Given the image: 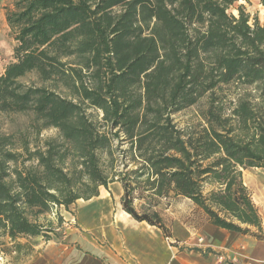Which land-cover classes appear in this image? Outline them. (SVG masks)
<instances>
[{"label": "trees", "instance_id": "1", "mask_svg": "<svg viewBox=\"0 0 264 264\" xmlns=\"http://www.w3.org/2000/svg\"><path fill=\"white\" fill-rule=\"evenodd\" d=\"M235 1L12 0L0 116L27 122L0 131V239L57 238L55 209L116 181L121 210L165 238L156 208L184 198L209 224L264 241L242 180L264 169V25L229 13ZM205 97L179 127L173 115Z\"/></svg>", "mask_w": 264, "mask_h": 264}, {"label": "rangeland", "instance_id": "2", "mask_svg": "<svg viewBox=\"0 0 264 264\" xmlns=\"http://www.w3.org/2000/svg\"><path fill=\"white\" fill-rule=\"evenodd\" d=\"M11 4L12 0H0V74L4 65L11 59L14 46L5 21V8L10 7ZM238 8H241L244 14L248 16L250 24L256 19L260 25H264V0H236L228 8V12L237 16ZM251 88L253 87L248 88V91ZM222 92L230 98L233 97L236 90L232 87H226L223 88ZM206 101L205 97L197 105L173 115L174 121L183 128L187 124L195 122L196 118L199 120L198 113L205 108ZM25 122H27L25 116H0V131L3 133L15 132L23 128ZM54 134L53 130H47L41 137L47 138ZM244 177L246 182L243 180ZM242 180L251 192L252 201L261 217L264 230V169H244L242 170ZM115 186L121 187L120 183L115 181L110 183L107 188L101 187L99 190V194L104 190L109 193L113 201V208ZM81 201L84 200L76 201L68 209L61 207L54 210L62 216L64 221L62 226L57 229L59 232L57 238L50 241H43L40 238H23L14 241L7 237L0 239V264H136L133 262V258H124L120 255L117 248L111 245L110 240L100 232V229L82 228L79 223V212L84 213L88 209L90 201H87L86 204ZM135 204H138V207L140 205L147 207L148 203L136 201ZM83 206L87 207L82 208ZM156 209L161 212L164 223L170 231V244L178 248L179 251L187 248L188 250L197 249L204 255L211 253L205 238L200 235L204 220L197 212H194L195 206L192 202L184 198H171L163 200ZM112 216L113 209L107 218L111 220ZM50 218H54V215ZM15 244L26 246L25 251L23 250L22 254L17 253L13 247ZM217 259L223 264H234L233 258L229 259L219 255Z\"/></svg>", "mask_w": 264, "mask_h": 264}, {"label": "crops", "instance_id": "3", "mask_svg": "<svg viewBox=\"0 0 264 264\" xmlns=\"http://www.w3.org/2000/svg\"><path fill=\"white\" fill-rule=\"evenodd\" d=\"M243 180L246 182L245 177ZM115 189L114 208L109 193L104 190L98 197L89 200L88 209L84 213L79 212V223L84 229H100L124 258H133L136 264H223L217 259L221 255L233 258L234 264H264V241L217 228L206 221L200 229V235L205 238L207 247L211 250L208 255L197 249L184 248L179 251L170 244L171 237L165 238L158 228L134 221L130 216L126 224L116 222L114 215L122 212V189L116 186ZM111 209L113 216L109 220L107 215Z\"/></svg>", "mask_w": 264, "mask_h": 264}, {"label": "bare ground", "instance_id": "4", "mask_svg": "<svg viewBox=\"0 0 264 264\" xmlns=\"http://www.w3.org/2000/svg\"><path fill=\"white\" fill-rule=\"evenodd\" d=\"M128 214H126L125 212H117L114 215V219L116 220V222L121 223V224H126L127 219H128Z\"/></svg>", "mask_w": 264, "mask_h": 264}]
</instances>
